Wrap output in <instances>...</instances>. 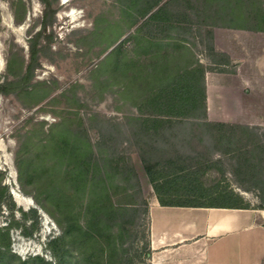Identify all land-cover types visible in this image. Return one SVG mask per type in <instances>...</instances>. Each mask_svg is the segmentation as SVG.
<instances>
[{"label": "trees", "instance_id": "trees-1", "mask_svg": "<svg viewBox=\"0 0 264 264\" xmlns=\"http://www.w3.org/2000/svg\"><path fill=\"white\" fill-rule=\"evenodd\" d=\"M41 1L46 6L44 20L41 30L29 39L30 61L26 71L22 74L21 68L17 73L13 72L11 62L9 70L13 76L5 75L0 81L2 94L33 95L38 92L32 79L38 64V45L50 24L45 19L51 8L49 0ZM161 1L125 0V12L132 9L136 12L134 16L130 14L134 17L133 23L136 24L140 18L145 19L136 34L121 41L106 57L110 60L109 74L124 80L125 92L134 95L137 113L128 114L124 122L112 127L103 125L96 129V140L91 138L82 121L74 128L73 121L63 118L51 126L39 143H32L29 137L21 141L16 158L18 182L21 190L33 198L38 208L26 211L17 207L9 187L2 184L4 174H0V214L4 207L8 211L6 224L0 225V264H131L126 256L125 242L129 224L135 220L133 213L136 209H132L130 204L139 203L142 188L133 161L120 152V145L131 143L130 137L142 149L140 158L162 205L249 207L241 195L228 189L209 194L210 197L204 200L175 199L178 194L207 193L202 189L199 191L201 187L197 185L193 187L192 184H196L194 181L185 183L180 180V185L176 187L175 182L185 176H173L174 169L165 170L166 165L162 167L161 161H150L146 154L160 149L155 143L166 135L167 128L192 120L216 129L213 133L216 141L228 145L224 152L235 154L237 172H241L242 167L248 169L254 161L261 159L256 151L260 148L264 150V147L258 133L253 132L249 125L206 120L207 66L195 58L188 45L190 41L182 35L190 32L188 24L201 23L191 18L198 4L205 5V24L211 26L206 38L212 50L213 29L216 27L264 32V11L253 15L251 21L257 24L253 26L249 25L247 15H240L243 13L239 14L236 7L226 13L228 5L252 3V0H203L201 3L200 0H167L160 5ZM179 1L180 11L173 10ZM214 4L217 9L209 12ZM189 9L192 13L187 12ZM178 22L180 25L175 27ZM179 29L180 33H184L170 35V31ZM47 38L49 40L48 35ZM132 39L136 40L140 54L145 58L143 62L133 61L125 53V44ZM237 135H246L247 142L241 147H234L239 141ZM33 145L35 151L31 150ZM168 163L176 164L174 160ZM183 170L186 168L180 165L179 172ZM252 176L260 180L259 174ZM122 195L130 197V202L119 201L118 196ZM143 202L148 205L145 198ZM257 207L264 209V202ZM39 208L50 215L60 228V233L47 244L52 260L39 254L22 258L12 249L13 228H20L25 236H33L39 230L42 217ZM147 244L149 247V228Z\"/></svg>", "mask_w": 264, "mask_h": 264}, {"label": "rangeland", "instance_id": "rangeland-1", "mask_svg": "<svg viewBox=\"0 0 264 264\" xmlns=\"http://www.w3.org/2000/svg\"><path fill=\"white\" fill-rule=\"evenodd\" d=\"M49 1L51 8L45 20L50 24L38 45V64L32 79V84L38 92L33 95L0 93V174H4L2 184L7 185L10 191L17 186L16 188L26 196L29 195L21 190L18 182L16 163L21 141L29 137L32 143H39L48 134L51 126L63 118L73 121L74 128L82 121L91 138L96 140L98 137L96 129L103 125L112 127L116 123L124 122L128 114L137 113L136 104L133 102L134 95L125 92L124 80L109 74L110 60H106V57L121 41L137 33L145 18L138 19L136 24L133 23L132 18L136 12L134 9L125 12V0H70L67 3H63L62 0ZM165 1L167 0H162L160 5ZM251 2L228 5L226 13L232 7H236L238 13H243H239L240 15H247L249 25L255 26L257 24L251 19L258 11H264V0ZM201 5H196L197 11L193 9L195 15L191 14V18L201 23L188 24L191 27L190 32L181 31L184 33L182 36L190 41L188 45L198 60L213 53L206 38L207 30L211 26L205 24L207 21L203 13L205 5ZM45 7L41 0H0V81L4 80L5 75L13 76L9 70L11 62L13 72L17 73L22 68V74L25 73L30 61L29 39L41 30ZM216 9V5H211L209 12ZM173 10L180 11V1ZM187 12L192 13V9ZM21 19L22 22H19ZM179 25L180 22L176 23L175 27ZM248 31L250 35L248 53L243 63L231 61L226 69L236 71L235 69L242 64V73L248 75L245 93L248 94L250 101H235L233 98L238 96L235 94L233 98L230 97L228 109L233 110L235 102L236 107L239 104L248 108L237 119L249 124L250 129L258 133V139L264 147V102L258 105L263 101L260 97L264 89V32ZM169 33L173 36L182 34L180 29ZM140 52L136 40L127 41L125 53L129 59L145 60ZM217 58L224 59L222 56ZM205 65L213 67L210 64ZM256 105L258 107H255ZM215 130L192 120L178 122L174 127L166 129L165 136L158 138L155 145L160 149L146 155L152 162L161 161L162 167L166 165L165 170L174 169L173 176H185L175 182L176 187L180 185V180L185 183L194 181L196 184L192 186L197 185L201 187L199 191L207 193L178 194L175 197L177 200H180V197L204 200L210 197L209 194L214 195L221 189H228L241 195L249 206L263 203V148L256 151L258 158L261 156V159L254 161L248 169L244 170L242 167L241 172H237V159L233 158L235 154L224 152L228 145L223 141H216L217 137L213 134ZM245 136L237 135L236 139L239 141L234 147L243 146L247 142ZM130 138L131 143L120 145V152L133 161L142 192L138 198L139 203L130 204L136 211L133 213L135 220L128 227L125 252L131 264H151L147 244L148 205H145L143 200L144 198L147 200V196L154 192V188L140 158L142 149L132 137ZM31 150H36L35 145ZM169 160H174L176 164H169ZM180 165L186 170L179 172ZM11 171L14 173L15 184L12 183ZM254 174H259L260 180L254 178L252 176ZM118 199L130 202V197L123 195L118 196ZM118 199L115 197L116 201ZM16 204L26 211L33 207L20 205L18 202ZM16 215L20 219V213L17 212ZM7 216L8 211L4 207L0 214V225L6 224ZM59 233L60 228L54 219L48 214L42 215L39 230L33 236L23 235L20 228L11 230L12 249L22 258L39 254L52 260L47 244Z\"/></svg>", "mask_w": 264, "mask_h": 264}, {"label": "crops", "instance_id": "crops-1", "mask_svg": "<svg viewBox=\"0 0 264 264\" xmlns=\"http://www.w3.org/2000/svg\"><path fill=\"white\" fill-rule=\"evenodd\" d=\"M248 32L214 28L213 53L199 60L213 66L206 65L205 72L208 122L249 125L237 119L248 108L235 102L233 110L228 109L235 94V101H250L245 93L248 75L242 73V64L236 71L226 69L231 61L243 63ZM262 90L258 105L264 102ZM147 202L151 264H264V209L162 205L155 191Z\"/></svg>", "mask_w": 264, "mask_h": 264}, {"label": "bare ground", "instance_id": "bare-ground-1", "mask_svg": "<svg viewBox=\"0 0 264 264\" xmlns=\"http://www.w3.org/2000/svg\"><path fill=\"white\" fill-rule=\"evenodd\" d=\"M68 1H70V0H62L63 3H67ZM0 69H1V65H0ZM10 167L13 170L12 166H10ZM10 176L13 179L12 183L15 184V178H14L13 171L10 172ZM16 187L14 186L12 188V191L14 193V196H15L18 204L24 205L26 207H28L29 205H34V203L32 202L31 198L29 196H26V195L22 194Z\"/></svg>", "mask_w": 264, "mask_h": 264}, {"label": "water", "instance_id": "water-1", "mask_svg": "<svg viewBox=\"0 0 264 264\" xmlns=\"http://www.w3.org/2000/svg\"><path fill=\"white\" fill-rule=\"evenodd\" d=\"M11 193L13 194V196H14V193H13V191L11 190ZM30 197V196H29ZM31 198V200H32V202L34 203V205H33V207H36V208H38V206L35 204V202H34V200H33V198L32 197H30ZM14 200L17 202V200H16V198H15V196H14ZM39 212L43 215V216H46L47 214L45 213V211L43 210V209H41V208H39Z\"/></svg>", "mask_w": 264, "mask_h": 264}]
</instances>
